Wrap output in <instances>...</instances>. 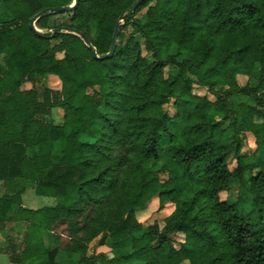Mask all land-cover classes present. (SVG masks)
<instances>
[{
	"label": "trees",
	"instance_id": "16d2710c",
	"mask_svg": "<svg viewBox=\"0 0 264 264\" xmlns=\"http://www.w3.org/2000/svg\"><path fill=\"white\" fill-rule=\"evenodd\" d=\"M72 1H4L14 17L0 20V221L29 223L10 262L264 264V94H255L264 86V0H144L134 11L136 0H79L57 12L99 56L122 15L106 59L75 34L29 28L51 2ZM46 15L37 20L42 28ZM129 29L143 43L123 42ZM47 75L60 88L22 89ZM238 75L247 77L244 85ZM194 85L214 98L195 94ZM238 94L254 103L235 104ZM54 107L63 109L59 126L47 114ZM246 132L254 138L250 152H243ZM245 172L252 197L240 213L219 194ZM27 188L55 204L22 207ZM155 197L159 208H174L162 226L144 225L136 212ZM57 224L65 226L64 243ZM92 242L108 252L89 253Z\"/></svg>",
	"mask_w": 264,
	"mask_h": 264
},
{
	"label": "rangeland",
	"instance_id": "374dc122",
	"mask_svg": "<svg viewBox=\"0 0 264 264\" xmlns=\"http://www.w3.org/2000/svg\"><path fill=\"white\" fill-rule=\"evenodd\" d=\"M4 1L5 0H0V20L8 21L14 17V14L10 12V10L7 8L6 3ZM54 4H56V2H51L49 5L55 6ZM10 8L12 9V7ZM142 12L143 10L140 11L139 14H142ZM44 14H47L45 16L46 26L45 28H42L37 23V20L40 17H42ZM44 14L40 16L34 23L38 32L52 34L54 29L61 28V31H59L60 33H69L67 32L66 27L72 24V22L70 19L67 18L66 14L57 13V12H45ZM97 33H98L97 26L90 24V37L92 40H95ZM131 37L137 38L141 43H143L142 36L139 33L135 32L134 30L132 32L131 29L125 31L124 37H122L121 39L123 42H126V40ZM76 54H77L76 56H78L79 58H81L83 62H85V66L89 64V63H86V62H89V58H88V55H86V53L78 52ZM56 56L61 58L64 56V54L57 53ZM167 71L169 73H174L176 71V68L174 66H171L169 67V70ZM237 81L240 85H244L247 82V77L243 75H238ZM60 85L61 83L56 76L47 75L44 77L43 76L38 77L36 83L25 82L22 85V89H24V91H27L28 89L29 90H31V88L37 89L42 86H49L51 88L58 89L60 88ZM251 85H254L253 82L251 83ZM193 92L199 95H206L209 99L214 98L212 93L206 87L194 85ZM255 94L263 95L264 86L261 87L259 90H257ZM234 102L235 104L242 103L245 106L251 105L254 103L252 99V95H241V94H238L234 97ZM30 103H31L30 104V109H31L33 105H38L40 103V99L36 97V99L34 100L32 98ZM165 108L167 109L169 114L174 113V109L171 103L167 104ZM48 109L49 110L47 114L51 118V123L56 126L61 125L63 122L62 121L63 109L60 107H54V108H51V109L48 108ZM245 136H246V144H245V147H243V152H250L252 151V149H254V138L249 132H246ZM234 166L235 164L232 163L231 167H234ZM248 177H249V173L245 172L243 175V182H239L238 180H232V184L229 190L223 191L219 194V197L221 200L229 198L230 200L237 202V209H238V212L240 213H246L249 211V208H250L252 194L250 193V190H249ZM161 178H164V174H161ZM0 190H2L1 186H0ZM22 198H23V205L27 208H32V209L40 208V207L47 206V205H52L54 203V198L38 196L35 192V189L33 188H28L23 193ZM173 208L174 206L171 203H167L163 208H159L158 198L155 197L147 203L144 209L136 212V217L138 218L140 222L144 223V225L157 222L160 226H162L164 224V219L166 218V216H168L172 212ZM26 229L27 227L24 226L23 228H20L19 230H17L16 225H13L10 221H6V220L0 221V247L3 246L1 248V251H3V253H6L9 256L10 254H12V247H14L15 252L16 251L20 252V250L23 247V244H22L23 233H25ZM53 231L56 234H61L60 240L62 243L67 241L68 237L66 235L65 226L63 224L55 225L53 228ZM144 231H145L144 229H139L135 231L133 235L140 236ZM124 246L125 248H130L129 242L124 243ZM52 249H54V246L52 247ZM108 250H109V247H105V246L96 248L94 246V242H92L89 245V253L92 251L108 252ZM56 259L58 260V257H56Z\"/></svg>",
	"mask_w": 264,
	"mask_h": 264
},
{
	"label": "water",
	"instance_id": "95a60500",
	"mask_svg": "<svg viewBox=\"0 0 264 264\" xmlns=\"http://www.w3.org/2000/svg\"><path fill=\"white\" fill-rule=\"evenodd\" d=\"M143 1L144 0H136L133 3L132 7H131V11H134L137 8V6H139ZM78 2H79V0H73L72 3L69 4V5H65V6H53V7H48V8L41 9L39 12H37L36 14H34L33 17L30 18L29 23H28L29 28L32 29L34 32H38V30L35 27L34 23L45 12L70 11V10H72L73 8H75L77 6ZM121 16L119 17V19L117 20V22L115 24V27H114V30H113V34H112V37H111L110 48H109V50H108L107 53L102 54L101 56H99L96 53L95 48H93V46L91 45L90 41L81 32H79L77 30H74V29H69V28H67L66 30L69 33H72V34H75V35L79 36L82 39L83 43L87 47L90 48L93 57L100 58V59H106V58L111 57L113 55L114 51H115L116 42H117V36H118L119 21L121 19ZM59 31H61V28L54 29L53 33L59 32Z\"/></svg>",
	"mask_w": 264,
	"mask_h": 264
},
{
	"label": "crops",
	"instance_id": "0c3cea01",
	"mask_svg": "<svg viewBox=\"0 0 264 264\" xmlns=\"http://www.w3.org/2000/svg\"><path fill=\"white\" fill-rule=\"evenodd\" d=\"M0 186L2 187V190H0V192L1 191H3V185L0 183ZM28 189V188H27ZM26 189V190H27ZM25 190V191H26ZM24 191V192H25ZM23 192V193H24ZM23 193H22V195H23ZM22 195H21V203H22V207H24V208H27V207H25L24 205H23V198H22ZM38 196H41V195H38ZM44 197H49V196H44ZM53 198V197H52ZM55 204V199H54V203L52 204V205H47V206H53ZM43 207H45V206H43ZM40 208H42V207H40ZM27 209H32V208H27ZM36 209H39V208H36ZM36 209H32V210H36ZM6 221H10L13 225H16V229L17 230H19L20 228H23L24 226L25 227H27V225L29 224L28 223V221H14V220H6ZM7 223V222H6ZM17 233V232H16ZM23 235H24V233H23ZM3 246H1L0 247V264H13V263H11L10 262V260H9V256L6 254V253H3V251H1V248H2Z\"/></svg>",
	"mask_w": 264,
	"mask_h": 264
}]
</instances>
